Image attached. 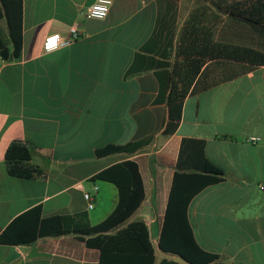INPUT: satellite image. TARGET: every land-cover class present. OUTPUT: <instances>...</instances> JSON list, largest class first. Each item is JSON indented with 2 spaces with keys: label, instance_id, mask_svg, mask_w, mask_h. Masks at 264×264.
Here are the masks:
<instances>
[{
  "label": "crops",
  "instance_id": "1",
  "mask_svg": "<svg viewBox=\"0 0 264 264\" xmlns=\"http://www.w3.org/2000/svg\"><path fill=\"white\" fill-rule=\"evenodd\" d=\"M93 1L22 0L20 56H0V233L37 205L43 217L86 211L98 223L116 206L118 193L113 183L91 177L133 159L145 195L124 224H146L154 264L161 259L188 264L162 251L158 239L181 139L191 137L205 141L206 158L225 178L189 203L196 240L221 263L264 264V65L188 94L176 131L164 135L161 84L168 81L182 21L197 0H111L105 17L83 18L80 11ZM75 20L82 37L44 52V37L66 35ZM0 31L10 46L4 18ZM147 135L151 141L132 153L94 155L107 143ZM9 161L38 165L44 174L12 176ZM95 185L94 207L87 209L83 192ZM98 261L99 251L73 234L0 243V264Z\"/></svg>",
  "mask_w": 264,
  "mask_h": 264
},
{
  "label": "trees",
  "instance_id": "2",
  "mask_svg": "<svg viewBox=\"0 0 264 264\" xmlns=\"http://www.w3.org/2000/svg\"><path fill=\"white\" fill-rule=\"evenodd\" d=\"M207 3L211 12L207 10ZM3 18L10 46L0 31V56L4 60L16 59L22 47V0H0V19ZM260 65H264V0H197L196 9L182 21L168 81L161 84L159 102L164 101L166 106L162 134L171 135L176 131L188 94L211 88ZM164 89L165 98L162 97ZM152 137L147 135L121 144L107 143L95 148L94 155L100 158L132 153L147 145ZM204 147L203 139H181L158 247L178 255L188 264H225L219 262L216 253L198 243L188 218L191 199L225 179L224 172L206 158ZM7 172L22 179L44 174L40 166L22 161L7 162ZM91 179L111 182L117 188V204L103 220L92 224L86 211L43 217L37 205L16 216L2 230L0 243L26 244L43 236L73 234L87 247L99 251L98 264H154L146 224L142 221L124 224L145 195L137 162L126 159L113 163ZM158 264L179 263L161 259Z\"/></svg>",
  "mask_w": 264,
  "mask_h": 264
},
{
  "label": "built area",
  "instance_id": "3",
  "mask_svg": "<svg viewBox=\"0 0 264 264\" xmlns=\"http://www.w3.org/2000/svg\"><path fill=\"white\" fill-rule=\"evenodd\" d=\"M111 0H94L80 13L83 18H103L107 15ZM83 31L80 28V21L75 20L68 26L66 35L60 33H51L44 37L42 41V49L44 52H49L61 46H65L74 40L82 37ZM251 141L256 142L259 138L252 137ZM79 184H77L78 186ZM97 191V186L93 187V191H84L83 198L86 201L87 209L94 207V194Z\"/></svg>",
  "mask_w": 264,
  "mask_h": 264
}]
</instances>
